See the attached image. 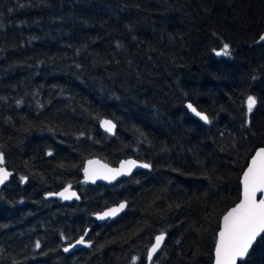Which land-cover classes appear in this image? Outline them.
I'll return each mask as SVG.
<instances>
[{"label":"trees","instance_id":"1","mask_svg":"<svg viewBox=\"0 0 264 264\" xmlns=\"http://www.w3.org/2000/svg\"><path fill=\"white\" fill-rule=\"evenodd\" d=\"M263 30L264 0H0V153L13 173L0 264H212L220 218L264 146ZM93 157L149 167L87 185ZM67 186L77 200L47 197ZM86 230L91 247L65 254ZM239 264H264V239Z\"/></svg>","mask_w":264,"mask_h":264},{"label":"snow or ice","instance_id":"2","mask_svg":"<svg viewBox=\"0 0 264 264\" xmlns=\"http://www.w3.org/2000/svg\"><path fill=\"white\" fill-rule=\"evenodd\" d=\"M264 41V36L260 37ZM229 46L225 44L223 49L216 52V55H229ZM248 112L251 113L256 104L255 97L249 96L247 100ZM188 107L200 116L205 122H209L208 117L196 112V109L191 104ZM106 131L111 132L114 125L111 121L105 120L103 122ZM51 155V153H49ZM4 163L3 154L0 153V164ZM135 161H126L121 165V169H110L107 165L100 164L99 161L89 160L88 167L84 169L86 176L92 179L93 182L96 178L102 179H115L116 175L121 174L123 171H128L131 167H135ZM141 167H149L148 164L140 165ZM11 175L5 168L0 167V184ZM21 180H26V177H21ZM243 194L240 202L223 216V224L220 228L217 239L215 241L214 249V264H237L238 260L242 261L248 254L249 249L258 237L264 239V147L260 148L252 157L251 162L247 166V170L243 173L242 177ZM260 194V197H257ZM64 199H70L75 193L68 194V189L59 193ZM125 207L124 204L119 205L118 208L110 209L99 219H104L107 216L115 215ZM164 236L156 237V243L152 245L148 253V259L151 260L152 256L159 249ZM77 244H84L85 240L81 237ZM90 246V244L88 245ZM40 247V242H36V248ZM74 247V245H73ZM65 248L64 251H68Z\"/></svg>","mask_w":264,"mask_h":264},{"label":"water","instance_id":"3","mask_svg":"<svg viewBox=\"0 0 264 264\" xmlns=\"http://www.w3.org/2000/svg\"><path fill=\"white\" fill-rule=\"evenodd\" d=\"M261 36H264V30H263L262 33L259 35V37H258V39H257V43H260V44L264 43V41H261V40H260V37H261ZM189 104H190V103H187V104H186V108H187L189 114H190L191 116L195 117L196 119L200 120L201 122H203V123H207V122H205L204 120H202V119L200 118V116H197L196 113L193 112V111L188 107ZM191 105H192V104H191ZM192 107L195 108L193 105H192ZM195 109H196V108H195ZM196 112H199V111L196 109ZM200 113H201V112H200ZM201 114H202V115H205V114H203V113H201ZM205 116H206V115H205ZM105 120L111 121L112 124L114 125V128L112 129L111 132L106 131L105 126H104V124H103V122H104ZM99 127H100V129H101L103 132L107 133L108 135H113L114 132H115V124H114V122H113L112 120H110V119H102V120L99 122ZM262 147H264V146H260V147H258V148H256V149L254 150L252 156L249 158V160H248V162H247V165H246L245 168L243 169V171H242V173H241V176H240V181H239V182H240V196H239V200H238L233 206H231L230 208H228V209L224 212V214L221 216V218H220V222H219V228H218L217 233H216V239H217V234H218V232H219V230H220V228L222 227V224H223V216L226 215L227 212L230 211L232 208H234V207L240 202V200L242 199V194H243L242 177H243V173L247 170V166H248L249 163L251 162L252 157H253V156L256 154V152H257L260 148H262ZM89 160H96V161H99L100 164L107 165L108 168H110V169H117V170H118V169H121V165L124 164L126 161H135V162H136V166H135V167H131V169L128 170V171H123L121 174L116 175L115 179H102V178H96L95 181L93 182L92 179H89L88 176H86L85 171H84V169H85L86 167H88V161H89ZM143 164H144V163H141V162H139L138 160H136V159H134V158H126V159L121 160L116 166H110L109 164L105 163L104 161H102L101 159H99V158H97V157L89 158V159L85 160V162H84V164H83V169H82V181H83V183H85V184H87V185H94L95 183H101V184H104V185H108V186H110V185L114 184L117 180L121 179L122 177H128V176H130L131 174H133L134 172H136V171H138V170H141V169H145V168H147V167H141V166H140V165H143ZM0 167L5 168L9 173H11V175L8 177V179L5 180L3 184H0V189H1V188H2V187H3V186L9 181V179H10V177L13 175V173L5 167L4 163H3V164H0ZM65 189H68V194H69V195H70L71 193H75V195H74V196H71L70 199H64V198H62V197L59 195V193L64 192ZM47 197H58V198H60L62 201H64V202H68V203H69V202H71L72 200H77V199H78V193H77V190H76V189L71 188L70 186H67V187H64V188L60 189V190H59L58 192H56V193H49V194H47ZM257 197L259 198V197H260V194H257ZM121 204H124L125 207H124L121 211L117 212L115 215L107 216V217H105L104 219H99V218H98L99 216L103 215L105 212H108L110 209L118 208L119 205H121ZM126 206H127V205H126V202H124V201L119 202V203L114 204V205H111V206H109V207L103 209L102 211L95 213V214L93 215V219H94V221H95L96 223H98V224H102V223H104L105 221H107V220H109V219H110V220L115 219L117 216H119L120 214H122V213L125 211ZM88 234H89V230H86V232H85L84 235L82 236V237L84 238V240H85V243H84V244H77V243H76V242L81 238V237H80L79 239H77V240L71 242L70 244L66 245L65 248H68L69 250H68L67 252L63 250L64 253H65V254H69V253H71V252H73V251H75V250H77V249H81V248H89V247H91L92 243H91L90 241H88V240L85 239L86 237H88ZM158 236H160V235H158ZM156 237H157V236H156ZM156 237H155V239H154L152 245L156 243ZM259 238H260V237H258L257 240H258ZM257 240L253 243L252 247L249 249L248 254L243 258L242 261H239V260H238L237 264H239V263L245 261V259L250 255V253H251V251H252V248H253L254 244L257 242ZM215 241H216V240H215ZM89 244H90V246H88ZM162 244H163V242L161 243L159 249L161 248ZM73 245H74V247H73ZM152 245L150 246V248L148 249V252H147V261H148V262H150V261L152 260V258L154 257V255L159 251V249H158V250L156 251V253L153 254L151 260H149V259H148V253H149V251L151 250ZM65 248H64V249H65ZM214 249H215V244H214V248H213V260H212V264H214Z\"/></svg>","mask_w":264,"mask_h":264}]
</instances>
